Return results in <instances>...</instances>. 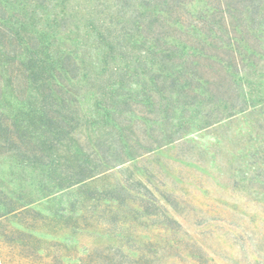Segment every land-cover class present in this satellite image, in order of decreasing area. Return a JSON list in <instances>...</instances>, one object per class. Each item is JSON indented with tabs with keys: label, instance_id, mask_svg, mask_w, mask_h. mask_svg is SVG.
Returning a JSON list of instances; mask_svg holds the SVG:
<instances>
[{
	"label": "trees",
	"instance_id": "1",
	"mask_svg": "<svg viewBox=\"0 0 264 264\" xmlns=\"http://www.w3.org/2000/svg\"><path fill=\"white\" fill-rule=\"evenodd\" d=\"M193 1L0 0V99L8 88L20 104L14 115L0 108V153L43 165L42 190L75 228L110 233L115 219L122 236L129 218L172 219L138 181L89 184L264 103V86L253 93L264 75V0H202L196 12ZM31 202L0 189V225ZM200 252L191 260L211 264ZM136 253L91 262L152 264Z\"/></svg>",
	"mask_w": 264,
	"mask_h": 264
},
{
	"label": "rangeland",
	"instance_id": "2",
	"mask_svg": "<svg viewBox=\"0 0 264 264\" xmlns=\"http://www.w3.org/2000/svg\"><path fill=\"white\" fill-rule=\"evenodd\" d=\"M204 6L202 0L189 5L193 12ZM254 79L253 93L260 92L264 75ZM0 108L12 115L20 109L8 88ZM185 133L183 140L158 146L89 184L104 189L123 179L138 181L173 217L129 218L120 227L122 236L115 233V219L110 233L95 224L75 228V219L62 216L58 197L49 199L42 190L45 167L0 153L2 193L14 198L24 193L32 201L26 212L0 225L1 264H105L91 262L102 251L131 257L148 251L152 264H195L190 253L200 251L211 264H264V103Z\"/></svg>",
	"mask_w": 264,
	"mask_h": 264
}]
</instances>
